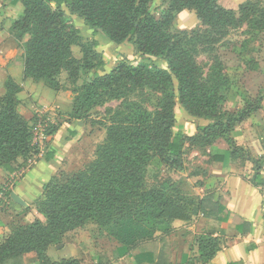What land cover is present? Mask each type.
<instances>
[{
    "label": "trees",
    "instance_id": "obj_1",
    "mask_svg": "<svg viewBox=\"0 0 264 264\" xmlns=\"http://www.w3.org/2000/svg\"><path fill=\"white\" fill-rule=\"evenodd\" d=\"M151 1L10 0L12 6L20 3L23 7L12 32L17 41L28 36L22 44L25 77L43 80L50 89L60 91L63 87L56 78L65 71L75 94L69 114L73 119L83 120L82 112L98 104L102 97L120 104L109 117L105 139L96 147L93 161L79 171L59 173L46 185L43 197L35 204L45 222L35 220L27 226L10 228L0 241V264H88L87 260L80 259L51 261L46 251L60 244L67 233L90 223L96 225L99 233L104 229L109 231L120 245L116 256L122 257L139 242L152 240L157 232L169 234V224L174 220L190 221L198 213L203 217L214 216L219 204L213 201L212 194L195 200L194 213H190L181 200L166 194L170 188L166 182L153 188L146 185L148 162L158 158L168 168L176 169L186 145L202 149L224 139L230 146L231 157H239L252 165L251 183L261 184L260 162L252 159L247 150L237 147L230 137L235 125L248 116L250 107L236 112L205 113L195 108L191 98L197 92L199 71L193 59L181 51L190 33H167L164 26L171 23L173 16L169 12L165 19L157 21L149 9ZM167 1L172 11H193L201 26L219 33L225 29L223 35L235 22L239 24L249 16L260 15L256 9V3L261 4L258 1L244 2L238 7V14L219 6L218 0ZM63 7L83 20L94 35L102 34L114 45L130 42L140 55L162 60L166 69L134 66L122 59L108 74L99 75L103 60L91 63L97 59L93 52L97 42H90L89 47L87 42L80 41L79 30L67 19ZM260 18L263 20L255 25L264 30V12ZM73 46L79 47L81 59L73 56ZM81 70L91 72L92 76L79 91L76 85ZM173 80L177 82L181 108L189 116L208 122L206 126H197L194 136L172 131L176 99L171 91ZM143 90L158 96L153 112L128 99L129 94ZM18 92L19 87L9 80L5 94L0 97V166L18 157L26 160L36 153L32 146V127L17 113ZM41 118L35 116L34 124ZM55 130L50 125L48 135H53ZM50 158L46 156L47 160ZM213 161H223V157L214 156ZM218 250L216 240H201V262H208ZM30 254L34 257L26 260ZM97 264H109V261L100 257Z\"/></svg>",
    "mask_w": 264,
    "mask_h": 264
},
{
    "label": "crops",
    "instance_id": "obj_2",
    "mask_svg": "<svg viewBox=\"0 0 264 264\" xmlns=\"http://www.w3.org/2000/svg\"><path fill=\"white\" fill-rule=\"evenodd\" d=\"M246 1L248 0H218V4L238 14V7ZM63 10L67 19L79 30L83 43L95 41L98 48L108 46L117 53L118 59L115 62L119 61V54L124 53L122 47L126 42L114 45L102 34L94 35L83 20L71 15L65 7ZM22 12L20 3L12 6L10 0H0V97L5 94L6 82L12 81L19 87L16 94L17 113L32 129L35 125L33 118L36 116L51 120L56 130L43 143L32 140L36 153L28 159L18 157L15 161L0 166V183L6 180L13 189L10 197L15 194L25 203V206L18 203L11 205L12 213L14 212L12 216L6 217L0 213V235L3 237L10 231L9 221L13 218L14 221L22 220L21 216L19 219L15 215L25 213L23 210L27 208H30L31 215L43 221L33 203L43 197L44 189L53 177L61 172L75 171L71 167L80 161L83 145H86L82 138L84 127L87 126L83 120L69 117L73 101L71 93L65 88L54 91L45 81L33 80L24 75V58L19 52V45L28 38L17 43L12 32V26ZM185 12L188 14H184ZM179 16L181 27L194 29L198 24L193 11H183ZM74 48L75 46L72 47L73 56L81 59L80 49L75 53ZM249 49L242 54L238 52L235 69L238 76L235 81L231 80L224 104H227V112L250 107V113L235 125L230 137L237 147L247 150L252 159L260 162L258 174L261 184L255 186L251 183L250 179L254 174L252 165L239 157H231L230 146L224 139L216 140L204 150L193 148L192 152L201 151L205 155L204 161L201 160L200 163L205 177L195 178L188 196L199 201L212 194L213 201L219 204V211L214 216L203 217L198 213L190 221L174 220L169 224V234L157 232L152 240L139 242L122 257L116 256V249L120 245L113 238L106 250L95 248L98 236H90L84 230L89 229L91 233H95L97 227L90 223L67 233L60 244L50 246L46 255L51 261L80 259L87 260L88 264H97L100 257H106L109 264H264V33L254 40ZM103 62L99 75L108 74L113 68L106 64L104 58ZM55 112L58 116L52 118ZM207 123L202 120L199 126H206ZM196 134L197 126L188 136ZM46 156L51 158L47 160ZM214 156H222L223 161H213ZM203 239L216 240L219 246L216 254L206 263L201 262L199 253V243ZM251 246L254 248H250ZM162 250L164 252L161 255ZM28 257L33 258L34 255L30 254Z\"/></svg>",
    "mask_w": 264,
    "mask_h": 264
},
{
    "label": "rangeland",
    "instance_id": "obj_3",
    "mask_svg": "<svg viewBox=\"0 0 264 264\" xmlns=\"http://www.w3.org/2000/svg\"><path fill=\"white\" fill-rule=\"evenodd\" d=\"M256 1L261 3H256V6H258L256 9L259 11L260 15L249 16L239 24L238 22H235L234 26L228 27L226 29L225 35L222 34L225 29L219 33L216 30H212L211 27L201 26L199 24H197L193 30L191 29L192 27H181L179 23L181 18L179 14L181 12L178 13L175 11V9L173 11L170 10V1H151L149 9L152 16L157 21L165 19V16H167L169 12L170 15L173 16L171 23L169 24L166 22L167 24L164 26L167 33H190V35L188 34L187 36L188 38L184 39L186 42L181 46V51L188 54V56L193 59L198 67L199 80L197 92L195 96L191 98L193 105H195V108L198 111L205 113L212 111L225 112V110H227V104H224V100L221 102V99H225V96H227V93L230 89L231 80L235 81L238 76V72L235 70L236 65L238 64V52L242 54V52L250 50L249 46L259 35L264 33L262 27L255 25V23L259 20H263L260 17L264 12V0ZM184 14L188 13L185 12ZM237 18H240V16L238 15ZM239 21L241 20L239 19ZM193 31L195 33H192ZM219 34H222L221 38ZM25 37L28 38V36ZM15 41L17 43L21 42L17 41L16 39ZM90 42L91 41H87V45L89 47H91ZM99 44H101L100 41ZM122 49L124 53L119 54V57H121L120 59H127L134 66L143 64L149 68L154 66H163V68L166 69V65L164 62H162V60L140 55L134 49L133 45L128 42L123 45ZM78 51L79 48L75 46L74 52L77 53ZM19 52L22 53L23 56V45H19ZM93 52L97 56V59H95V61H91V63H95L98 60H103L104 58L106 64H108L109 67H113L118 62H115V60L118 59L117 53L111 50L108 46L102 45L99 48L96 47L93 49ZM120 59L119 61H121ZM91 76V72H85L84 70H81L79 72V80L76 88L80 91L84 82ZM56 80L64 86L63 88H65V90L71 93L74 100L75 94L72 93L73 87L69 84L66 72L61 71ZM171 91L174 93L176 98L174 108V125L172 131L173 133L180 132L183 135L188 136L194 132L196 126H199V124L202 123V119L194 117L191 118V116H189L181 108L177 99L178 93L176 80H173ZM128 99L142 104V106L149 112H153L157 104L158 96L149 90H143L129 94ZM119 104L120 102H117L112 98L102 97L98 104L94 105L90 109L86 108L82 112L83 122L85 123L84 125L87 126L84 127L85 132L83 133L82 138L84 139L86 145H83L81 151L82 157L81 159L79 158L80 161H78L76 166L73 165L71 170H75L74 172L79 171L85 165L93 161L96 147L100 145L105 139V126L108 124L109 117L118 109ZM53 114L54 115H52V118H57L58 115H56V112ZM49 122L52 123L51 125L53 127V122L51 120H49ZM196 148L198 147H195L194 149ZM191 149L193 148L188 147V145L185 146L181 156V163L176 169L168 168V166L161 162L158 158L151 159L146 166L145 182L147 187L150 188H153L155 185L160 184L163 181L166 182L170 187L166 191V194L181 200L188 206V212L194 213L195 200L189 197L188 193L191 192V186L195 184L194 180L197 176L202 178L205 177V175H203V170L200 167L201 160L204 161L203 157L205 155H203L201 151L192 152ZM8 185L6 180L0 183V192L2 191V188H5L4 186ZM12 190L13 189L10 187H6L5 190L2 191L3 194H5V201L0 200V213L6 217L12 216L14 214V212L12 213L13 209L11 205L17 203L10 197ZM35 204L36 203H33V206L36 209ZM23 212L25 213L19 212V215H15V217L19 219L21 216L22 220L17 219L14 221L13 218L9 221L11 228L19 225L27 226L33 223L35 220H38L34 215H31L30 208L23 210ZM23 216L26 218L23 219ZM20 222L22 223L20 224ZM42 222H45L44 218ZM84 230L86 233H90V236H98L99 240L95 239V248L97 247L103 251L107 249V246L109 245L108 243L111 242L112 238L109 231L104 229L101 233H99L97 230H95V233L94 231L91 233L89 229ZM3 239L4 237L0 235V241ZM99 254L102 255V253ZM28 258L29 257L27 256L26 260H28Z\"/></svg>",
    "mask_w": 264,
    "mask_h": 264
},
{
    "label": "built area",
    "instance_id": "obj_4",
    "mask_svg": "<svg viewBox=\"0 0 264 264\" xmlns=\"http://www.w3.org/2000/svg\"><path fill=\"white\" fill-rule=\"evenodd\" d=\"M49 119L43 117L41 119H39L35 125L34 128L32 129V140L37 141V143H43L47 140V138L49 137L48 135V130H49V126L52 124L50 123L49 125ZM36 136V137H33ZM8 185V184H7ZM6 187H10V185L8 186H4ZM5 188H2V191L5 190ZM0 192V200L5 201V194H3V192Z\"/></svg>",
    "mask_w": 264,
    "mask_h": 264
},
{
    "label": "water",
    "instance_id": "obj_5",
    "mask_svg": "<svg viewBox=\"0 0 264 264\" xmlns=\"http://www.w3.org/2000/svg\"><path fill=\"white\" fill-rule=\"evenodd\" d=\"M11 198L14 199L18 204H20L22 206H25V203L18 196H16L15 194H12Z\"/></svg>",
    "mask_w": 264,
    "mask_h": 264
}]
</instances>
